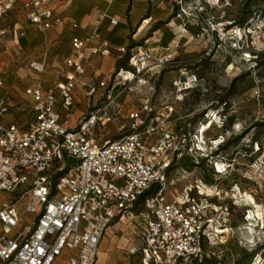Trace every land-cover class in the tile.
<instances>
[{
    "label": "built area",
    "instance_id": "2783aa9c",
    "mask_svg": "<svg viewBox=\"0 0 264 264\" xmlns=\"http://www.w3.org/2000/svg\"><path fill=\"white\" fill-rule=\"evenodd\" d=\"M176 1L180 35L189 24L196 27L208 56L216 49L224 59L234 52L240 62L256 63L264 53V12L238 22L220 20L215 7L231 0ZM59 6L58 0H0V39L12 32L8 18L14 13L46 43L52 31L59 29V41L62 30H71V52L55 84L47 79V53L30 60L36 78L25 88L26 104L15 103L0 73V264H97L106 232L124 217L138 228L127 251L134 264L202 263L210 257L206 246L222 242L232 229L229 200L238 196L230 198L212 177L194 176L179 191L168 175L183 157L197 166L214 160V175L227 173L231 164L220 152L223 141L208 145L202 128L191 140L172 124L174 108L157 110L152 96L126 99L135 84L156 83L175 59L172 49L114 45L101 36L99 22L83 34ZM119 23L110 18L111 26ZM13 25L17 37L23 27ZM109 56L128 66L103 75L92 58ZM14 107L27 116L7 121ZM77 108L83 110L77 123L66 124L63 114ZM110 125L121 136L102 139ZM181 171L182 179L195 172Z\"/></svg>",
    "mask_w": 264,
    "mask_h": 264
},
{
    "label": "rangeland",
    "instance_id": "374dc122",
    "mask_svg": "<svg viewBox=\"0 0 264 264\" xmlns=\"http://www.w3.org/2000/svg\"><path fill=\"white\" fill-rule=\"evenodd\" d=\"M65 1L58 0L59 8ZM76 1L73 0L70 4L73 9L79 2ZM81 2L83 3V0ZM230 2L231 4L225 8L215 7V14L220 20L238 22L259 11L264 12V0ZM154 3L157 4V8H172L173 13L163 20L150 22L138 35L139 41H130L129 44H143L153 37L148 46L154 47L158 52H165V47H170L175 59L156 83L151 84L152 90L149 84L139 86L135 84V92L126 99L137 100L140 97L152 96V102L157 110L166 105L172 106L175 117L172 124L190 134L191 140L208 121L207 113L208 115L211 111L216 113L218 118H215L214 125L204 133V136L208 145L215 139L223 141L220 152L231 164L228 172L215 176L211 170V163L214 160L202 161L197 166L195 161L183 157L169 172L168 178L176 182L175 186L180 191L193 182L194 176L202 177L206 181L212 177L230 194V198L233 195L238 196L233 200L236 205L229 200L232 229L224 235L222 242L206 246L210 257H206L198 264H264V218L254 221L258 208L254 203L244 201L242 197V194L251 195L264 210V53L259 56L256 63L240 62L234 52L224 59V54L216 49L208 56L206 43L198 42L196 39L198 31L196 27L189 24L188 32L180 35V21L175 16L180 4L178 5L176 0H149L148 11L138 23L131 25L128 18H122L119 25L114 28L113 36H117L120 42H123L125 38L122 34L125 32L126 37L131 38L144 21L150 18V10ZM111 10L121 17V6L117 2L113 4ZM186 10L190 11L187 8ZM14 22L19 23V26L24 25L23 18H19L16 13L12 14L8 18L12 32L0 39V73L7 80L6 87L11 90L10 97L13 96L12 91H15V88L17 91H24V80L29 78L30 60L47 53L44 46L38 47L37 39L32 41L35 31L21 28L17 30L16 37L13 31ZM174 32L177 34L174 35ZM174 38L176 42H172ZM231 62L234 66L228 69L227 65ZM119 63L117 59L114 60L113 70L101 73L105 76L112 74L119 70ZM122 66L128 65L122 63ZM50 78L51 76H48L47 79ZM175 81L181 83L179 87L174 84ZM186 82L191 88H183ZM82 112V109L77 108L68 115L63 114L62 119L66 124L74 126ZM120 136L121 133L115 125L108 126L100 133L102 139L114 140ZM182 169L195 172L182 179L181 175L184 174ZM3 199L5 198L2 197L1 200ZM23 203L24 201L20 202L19 208L23 207ZM250 215L252 220H249ZM28 218L30 215H27ZM251 223L260 226L256 235L252 237L246 229ZM137 231V224L132 219L124 218L116 222L105 235L103 239L105 243L101 242L98 264H126L125 252L135 241Z\"/></svg>",
    "mask_w": 264,
    "mask_h": 264
},
{
    "label": "crops",
    "instance_id": "0c3cea01",
    "mask_svg": "<svg viewBox=\"0 0 264 264\" xmlns=\"http://www.w3.org/2000/svg\"><path fill=\"white\" fill-rule=\"evenodd\" d=\"M72 1L73 0H66L63 3V5H61L60 11H62L66 15L69 21H75L78 24H80L82 27L83 34L90 32L92 25L99 22L100 27H101V36L103 38H109L114 43V45H117V46L128 45L130 41L132 42L139 41L137 37L140 34L139 29L141 26L139 27V29H137L138 31L131 36V38H127L125 32H123L122 35L124 36L125 39L123 42H120L117 36H113L115 27L110 25V18L117 17L119 18V20H121L122 18H128L130 24L134 25L138 23V21L148 11L149 0H88V3H87V0H83V3L81 2V0H77L76 2L78 1L79 2L74 6V9L70 5ZM151 1H154V0H151ZM116 2L119 4V6H121V10H122L120 13L121 17L115 15L111 10V7ZM156 5L154 3L150 10L151 22L156 21V20H163L164 18H167L173 13L172 8L170 7L157 8ZM23 24H24L22 26L23 29L27 28V29H31V31L36 32L32 37V41L37 39L38 42H36V44L38 45V47L44 46L45 49L47 50L46 52L49 53L47 60H48V67H49V72H50L49 76H51V78L48 81H49V84H55L60 78V73L64 72L65 70V65H64L65 57L69 55L71 52V46H70V41H69L70 31H71L69 28L70 26L62 30L63 39L59 41L56 40L60 32L58 29L57 31L56 30L52 31L51 33L52 39L46 43L39 36L38 31L35 26L29 25L26 23H23ZM174 33H175L174 35L177 34L176 32ZM151 38H149L145 42L146 45H148ZM172 42H176V38H174ZM114 60H116L114 56H109V57H104V58L93 57L92 63L96 68L99 69V72H110L111 70H113L112 64H114ZM92 69L93 68L90 67L88 69V72L92 73ZM28 72H29V78L24 80L25 88L27 84H30L36 78V74L29 68H28ZM5 81L7 84V80ZM12 95H13L12 98L14 99L16 104L24 105L26 104L28 100L25 94V89L24 91H19V90L17 91V88H15V91H12ZM26 116H27L26 113H22L21 111L18 110L17 107H14L12 108L9 116L7 117V121H12L20 117L24 118ZM124 218H129V217H124ZM123 219L121 220L119 219L116 222L122 221ZM116 222L114 224H116ZM114 224L108 229V231L114 226ZM135 242H136V236H135V241L131 245H133ZM130 246L128 247V249L130 248ZM99 251H100V248H99ZM127 251L125 252L126 264H131L132 263L131 261L135 263L136 258L134 259L128 256ZM98 262H99V256H98L97 264Z\"/></svg>",
    "mask_w": 264,
    "mask_h": 264
},
{
    "label": "bare ground",
    "instance_id": "6f19581e",
    "mask_svg": "<svg viewBox=\"0 0 264 264\" xmlns=\"http://www.w3.org/2000/svg\"><path fill=\"white\" fill-rule=\"evenodd\" d=\"M150 22H151L150 18L146 19L144 21V23L141 25V27L139 29V33H141L144 30V28L146 27V25H148ZM230 68H232V66H230ZM188 88H191V87H188ZM207 118H208V121L206 123H204L203 126H201L203 133H205L207 130L212 128V126L215 123V118H218V116L216 115V113L214 111H211L210 115H208ZM217 142L219 143L220 141L217 140ZM258 148H259V146H258ZM242 197H243L244 201H247L249 203H254V205L258 208L257 214L254 216L253 220L254 219L257 220L259 218L263 219L264 218L263 217L264 210H263L262 206H260L258 203H256V201H254V198L251 195L242 194ZM249 220H252V215L249 216ZM263 224H264V220H263ZM263 227H264V225H263ZM246 229H247L248 234L252 237V236L256 235V233L260 229V226L256 225L255 223H251V224H249V227H247ZM104 241L105 240H102V244L104 243Z\"/></svg>",
    "mask_w": 264,
    "mask_h": 264
},
{
    "label": "trees",
    "instance_id": "16d2710c",
    "mask_svg": "<svg viewBox=\"0 0 264 264\" xmlns=\"http://www.w3.org/2000/svg\"><path fill=\"white\" fill-rule=\"evenodd\" d=\"M119 62H120V63H119V66H120V67H123V66H122V63L125 64V63H126V60H121V61H119Z\"/></svg>",
    "mask_w": 264,
    "mask_h": 264
}]
</instances>
